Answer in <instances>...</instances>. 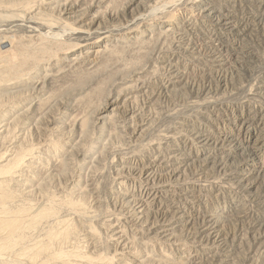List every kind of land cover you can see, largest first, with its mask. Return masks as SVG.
I'll return each mask as SVG.
<instances>
[{"label": "rangeland", "instance_id": "rangeland-1", "mask_svg": "<svg viewBox=\"0 0 264 264\" xmlns=\"http://www.w3.org/2000/svg\"><path fill=\"white\" fill-rule=\"evenodd\" d=\"M0 44L35 53L0 78L2 260L264 264V0H0Z\"/></svg>", "mask_w": 264, "mask_h": 264}, {"label": "bare ground", "instance_id": "bare-ground-1", "mask_svg": "<svg viewBox=\"0 0 264 264\" xmlns=\"http://www.w3.org/2000/svg\"><path fill=\"white\" fill-rule=\"evenodd\" d=\"M1 41H2V39H1ZM3 44H6V43H3ZM12 49L13 48H11V50ZM27 49L28 48L21 50L20 52L12 53V52H10L11 50L6 49L3 45L0 44V78H3L6 75L7 76L17 75V74H19L21 68L24 69L25 66L30 65V62L33 61V58L35 57V53H34V50L29 51V49L28 50ZM14 50L17 51L16 48ZM13 164L16 166L18 164V161H15V163L13 161ZM3 166H0V177H2V178L6 174H9V171L11 170L12 164L9 166H5V167H3ZM5 185H4V181L0 180V264H11L12 262L8 263V262L4 261L5 257L2 260L3 257L1 258V253L2 252L6 253L7 251L11 252V250L13 251V248H15L16 247L15 245H17L16 243L19 242V240H21L22 238H24V237H22V234H24L23 233V224H26L28 226V223H27L28 219L26 218L27 215L24 214V211L21 210L19 213L15 209L13 210L12 208L10 209V207L8 208L7 206H9V205L5 206V204L7 203V200H9L10 196H11V195L9 196L7 194ZM8 203H9V201H8ZM50 211L51 210H46L45 212L41 213L39 216L50 215V213H51ZM29 217H31V216L29 215ZM33 217H36V216H33ZM34 222H35V220H32L30 223L33 224ZM49 235L51 238H56L58 235H61V234L53 232L51 234H48V236ZM24 236H25V234H24ZM35 249H38V251L37 252L34 251V252L30 253L29 251H31V250H29V251L25 250V251H21L20 254L26 255L27 258H29L32 262H35V260L37 259V255L44 250V247L38 245ZM3 255L6 256V254H3ZM11 255H12V253H11ZM11 255H9V256H11ZM63 256L61 254L60 258H63ZM6 257H8V255ZM64 257L66 260H68L67 256H64ZM8 259H9V257H8ZM66 260H65V262H67ZM67 263H69V262H67ZM13 264H14V262H13ZM18 264H19V262H18Z\"/></svg>", "mask_w": 264, "mask_h": 264}]
</instances>
